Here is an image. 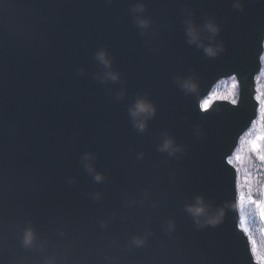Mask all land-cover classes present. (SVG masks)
<instances>
[{"label": "water", "instance_id": "water-1", "mask_svg": "<svg viewBox=\"0 0 264 264\" xmlns=\"http://www.w3.org/2000/svg\"><path fill=\"white\" fill-rule=\"evenodd\" d=\"M136 2L0 0L2 264H40L41 254L17 240L29 221L68 264H256L238 228L227 158L257 115L264 0H241L242 11L233 0H142L153 24L148 37L129 14ZM187 12L197 25L208 18L220 25L217 41L226 51L218 58L185 42ZM100 48L121 74L123 100L115 98L121 84L94 79L100 67L92 56ZM193 74L199 91L185 95L175 78ZM231 77L237 104L216 101L201 110L213 86ZM138 94L157 108L144 134L127 115ZM165 132L184 149L178 159L156 150ZM85 152L95 155L105 183L81 167ZM97 192L98 201L90 196ZM196 196L226 205L219 226L197 230L184 211ZM169 219L172 233L165 230ZM148 232L144 247L130 246L132 236Z\"/></svg>", "mask_w": 264, "mask_h": 264}, {"label": "clouds", "instance_id": "clouds-1", "mask_svg": "<svg viewBox=\"0 0 264 264\" xmlns=\"http://www.w3.org/2000/svg\"><path fill=\"white\" fill-rule=\"evenodd\" d=\"M232 6L236 11L243 10L241 0H233ZM146 11V5L142 0H137L129 9L133 23L140 30V35L144 37L153 34L151 32L153 27L152 21L144 15ZM192 15L191 12H187L182 20L185 42L189 46L196 47L202 51L209 59L218 58L226 51L223 42L217 41V37L221 31L220 25L213 18H208L202 24L197 25L192 19ZM92 59L100 67V71L95 74L94 79L102 85L121 84L122 87L116 93L115 98L117 100H123L126 96V89L123 87L121 74L113 67V60L109 52L105 48H100L93 53ZM80 74H84L82 69L80 70ZM175 84L185 95H195L199 91L197 77L194 74L187 77H176ZM156 114V105L142 94H138L127 108L129 122L138 134H144L147 131L148 122L154 119ZM201 134L197 128L196 135L199 136ZM156 150L172 159H178L184 154L183 147L178 145L175 139L166 132L161 134V139L156 146ZM138 158L142 159L143 153L139 154ZM95 161L96 157L91 152L83 153L80 158L81 167L92 177L93 182L103 184L107 181V177L97 171ZM69 183H75V180L70 179ZM90 196L97 201L102 198V194L99 192L90 194ZM144 198L147 199V194H145ZM130 203L134 204L136 201H131ZM125 206H128V203ZM153 206L155 207V204ZM184 211L192 219L197 230H202L208 227H217L223 222L226 215V205L217 206L206 201L203 196H196L191 203L184 205ZM100 224L102 228H107L106 222L101 221ZM175 229V221L169 219L166 222L165 230L168 233H172ZM57 235L60 238H64L66 233L59 230ZM151 235L148 232L144 235L132 236L130 246L135 248L144 247ZM17 240L19 246L24 251H35L41 254L42 260L40 264H68L67 261H61L55 252L50 251L49 241L41 237L36 227L30 221L19 229ZM109 264H115V262L110 260Z\"/></svg>", "mask_w": 264, "mask_h": 264}, {"label": "snow or ice", "instance_id": "snow-or-ice-1", "mask_svg": "<svg viewBox=\"0 0 264 264\" xmlns=\"http://www.w3.org/2000/svg\"><path fill=\"white\" fill-rule=\"evenodd\" d=\"M261 60H264V57H260ZM235 77H233V80L235 81ZM237 83H233L232 88L233 92L229 94L232 98L229 100V96H221L220 99L222 100H229L230 103L233 105L237 104V100L235 99V89L237 88ZM258 95L256 97L257 103L259 105V114H260V120H261V134L256 136L254 139H251L247 141V144L249 145V151L253 154H255L256 158L264 164V92H260V90H257ZM208 102L205 101L204 103L200 104V108L203 111H207L208 109ZM237 161L242 160L243 158L241 156H236ZM229 163L231 164V160H229ZM245 183H249V180L246 179ZM237 190H238V201L241 205V213H243V205L245 203L248 204H254L258 210L259 219L261 221H264V199L256 200L252 197L251 189L249 188L248 192L245 193L240 190V183L239 179H237ZM261 195H264V193H261ZM240 226L241 230L248 234L249 237V243L251 244L252 253L254 257H257V264H264V253H261L258 251L256 241L253 239L251 235V230L248 227V220L246 217L241 215L240 218Z\"/></svg>", "mask_w": 264, "mask_h": 264}, {"label": "rangeland", "instance_id": "rangeland-1", "mask_svg": "<svg viewBox=\"0 0 264 264\" xmlns=\"http://www.w3.org/2000/svg\"><path fill=\"white\" fill-rule=\"evenodd\" d=\"M263 81H264V78H263ZM224 92L232 93V91L228 88H223L222 93H224ZM211 100H214V98L210 99V101L208 102L209 105H210ZM258 120H259V117L256 119V121L254 123H256ZM254 123H253V125H254ZM260 134H261V122L252 130V132L249 134V136H247L244 139V147L242 150H243L244 157L246 158V160L252 157V153L249 151V145L247 144V141L254 139L256 136H258ZM238 156H241L243 158L242 153L239 154ZM254 156H255V154H254ZM238 162L241 163L242 160H240ZM263 168H264L263 166H258L257 164H252V166L249 169V173H248V180H249V183H247L248 187L249 186L252 187V185L257 181V179H256L257 175L259 178L261 177L262 172H263ZM256 169H257V171H256ZM259 169H261V173L258 171ZM243 209H244V211H243V213H241V215L243 214V216L246 217L248 220V227L250 228L251 233H253L255 235V241L257 244L258 251L261 253H264V242L262 241V238L260 236V233H262L261 226L256 221V219L254 218V215H252V207H249L248 209H246V208H243ZM239 211L241 212V206H239Z\"/></svg>", "mask_w": 264, "mask_h": 264}, {"label": "trees", "instance_id": "trees-1", "mask_svg": "<svg viewBox=\"0 0 264 264\" xmlns=\"http://www.w3.org/2000/svg\"><path fill=\"white\" fill-rule=\"evenodd\" d=\"M264 71L262 73V75L259 77V80L257 82V89L260 90V92H264ZM233 81L232 80H225L223 81V83L221 84V88H228L233 92ZM236 91V89H235ZM230 93L228 92H224L222 93V90H217V94L216 96L220 95V96H229ZM215 98H219V97H214ZM232 97L229 96V100ZM252 159L254 158V154L252 153ZM249 159L247 161H243L242 163H240L239 166V170H240V176H239V183H240V190L247 193L249 188L251 189L252 192V197L253 199L259 198V194H260V190H261V186H262V179L263 176H261V178L259 179L258 175H257V181L252 185V187H248L247 183H245V180L248 179V173H249V169L252 166V164H257L259 166V164L257 162H255V160ZM257 171V169H256ZM261 173V169L258 170ZM255 179V180H256Z\"/></svg>", "mask_w": 264, "mask_h": 264}]
</instances>
